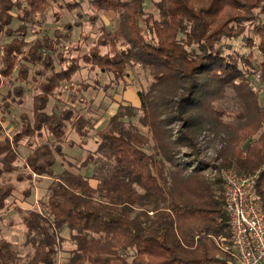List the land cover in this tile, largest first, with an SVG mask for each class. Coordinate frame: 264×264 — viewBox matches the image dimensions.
<instances>
[{
    "label": "trees",
    "instance_id": "16d2710c",
    "mask_svg": "<svg viewBox=\"0 0 264 264\" xmlns=\"http://www.w3.org/2000/svg\"><path fill=\"white\" fill-rule=\"evenodd\" d=\"M24 1L29 9L22 0H0V38L12 35L8 28L11 10L20 13L19 20L33 22L52 4L73 11L83 0ZM85 1L91 10L90 23L95 24L101 13L114 12L120 26L113 31L99 26L87 52L41 81L39 92L33 95L31 116L21 114L20 129L0 140V212L13 191V185L1 179L18 168L16 148L22 140L30 148L24 167L39 178H51L39 209L22 214L24 244L32 252L21 256L11 241L0 236V264H54L64 240L63 229L73 245L68 264H233L223 183L217 173L223 168L239 175L258 173L256 190L264 211V105L253 106L257 116L238 128L231 148L222 147L215 164L200 158L194 139L185 130L173 137L171 130L163 128L162 121L153 117L148 98L138 92L140 123L147 134L123 120V108L132 107H119L107 126L95 132L97 148L87 150L78 166H93L91 177L66 168L54 172L53 165L62 154L64 121L71 120L73 111L63 109L57 115L47 113L46 108L60 83L71 81L81 69L80 62L111 74L115 85L124 86L128 70L137 64L160 70L159 79L178 78L176 72L187 78L203 75L219 87L238 85L248 67L258 70L264 80V0H156V15L145 10L144 0ZM24 30L21 26L20 38L0 46V87L17 66L18 76L26 78V68L20 65L27 46ZM246 32L252 37L245 36ZM238 38L254 46L257 54H242L226 42ZM29 52L32 57L36 53ZM15 92L23 94L20 89ZM185 101L177 105L179 116L186 112ZM85 126L93 129L88 121L84 126L73 125L82 144L90 131ZM150 139L156 143L151 152L147 149ZM181 147L191 150L189 160L177 152ZM166 163L171 167L166 168ZM208 167L210 172L205 173ZM90 179L96 181L95 186Z\"/></svg>",
    "mask_w": 264,
    "mask_h": 264
},
{
    "label": "rangeland",
    "instance_id": "374dc122",
    "mask_svg": "<svg viewBox=\"0 0 264 264\" xmlns=\"http://www.w3.org/2000/svg\"><path fill=\"white\" fill-rule=\"evenodd\" d=\"M154 1L156 0H144V4L146 11L156 15ZM22 2L23 6L29 9L27 3L24 0ZM80 3L81 6L73 11L52 4L44 15L33 22L21 21L19 12L10 11L13 18L8 28L12 31V35H3L0 38V46L13 38H20L18 29L24 26L23 39L27 42V46L21 54L20 65H23L27 72L26 78L22 80L18 76L17 66L12 76L3 79L0 87L2 127L0 140L5 136L11 138L12 134L20 129L21 114L26 113L31 116L33 95L39 92L38 84L41 81L52 71H60L68 67L71 58H80L87 52L93 45L99 26L104 24L110 31L120 26V19L114 12L101 13L100 19L95 24L90 23L88 17L91 10L85 0ZM53 13H57V16ZM261 19L264 21V15H261ZM245 36L252 37L250 32H246ZM226 42L242 54L256 53L255 47L252 45L248 47L242 38L226 40ZM125 44L127 45V42ZM30 49L36 52L33 57L29 52ZM101 52H106V49L102 48ZM251 61L256 65L254 58ZM80 65L81 69L72 75L71 81L60 83L59 90L55 91V97L50 98L46 108L47 113L54 111L57 115L59 111H64L63 109L70 108L73 111L71 120L64 121L62 154L57 156V161L53 165L56 174L66 168L70 171H80L88 177L92 176L93 166L82 169L78 166L86 157L87 150L92 151L97 148L99 139L95 132L107 126L109 118L118 111L119 107H132V110L123 108L126 114L123 120L147 134V129L140 123L143 114L139 107L140 92L148 98L153 117L162 121L163 128L171 130L173 137L179 136L185 130L194 139L200 158L215 164L220 161L218 156L220 149L224 146L231 148L232 140L238 134V128L248 124L249 120L257 116L253 106L264 105V80H261L258 70L251 67L247 68V72L244 73L245 78L241 82L237 80L238 85L219 87V84L210 82L203 75L187 78L176 72L178 78L159 79L157 75L160 76V70L137 64L128 70L127 85L124 86L115 85L111 74L92 70L88 66H83L82 62ZM15 89L22 90L23 94L17 95ZM162 99L165 103L161 101ZM186 99L188 104L183 106L186 112L179 116L177 105L179 102H186ZM169 117L172 118L169 120ZM177 117H182L184 120ZM87 121L92 123L93 129L85 126L90 131L86 143L82 144L73 125L84 126ZM26 143L24 139L16 148L18 168L4 173L1 179L3 184H12L13 191L0 212V236L11 241L21 256L32 252L31 246L24 244V228L21 224L23 211L30 208L39 209L40 203L47 198V187L51 182L50 177L39 178L24 167V159L30 152ZM155 144L150 139V148H147L149 152L153 150L151 147ZM178 151L179 155L185 154L186 160L190 159L189 148L181 147ZM183 160L181 159L180 162ZM166 164V168L171 167L169 163ZM204 169L205 173L210 172L209 167ZM224 170L228 168L220 169L217 173L220 179ZM90 183L96 185L93 179H90ZM61 235L64 240L61 242L54 264H68L69 250L73 247L66 229L61 231Z\"/></svg>",
    "mask_w": 264,
    "mask_h": 264
},
{
    "label": "built area",
    "instance_id": "2783aa9c",
    "mask_svg": "<svg viewBox=\"0 0 264 264\" xmlns=\"http://www.w3.org/2000/svg\"><path fill=\"white\" fill-rule=\"evenodd\" d=\"M258 179V173L221 172L233 264H264V211L256 190Z\"/></svg>",
    "mask_w": 264,
    "mask_h": 264
},
{
    "label": "crops",
    "instance_id": "0c3cea01",
    "mask_svg": "<svg viewBox=\"0 0 264 264\" xmlns=\"http://www.w3.org/2000/svg\"><path fill=\"white\" fill-rule=\"evenodd\" d=\"M45 190V189H44Z\"/></svg>",
    "mask_w": 264,
    "mask_h": 264
}]
</instances>
